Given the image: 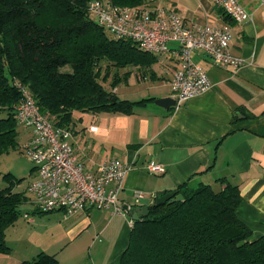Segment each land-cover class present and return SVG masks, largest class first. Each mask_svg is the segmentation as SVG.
Wrapping results in <instances>:
<instances>
[{"label":"crops","instance_id":"crops-1","mask_svg":"<svg viewBox=\"0 0 264 264\" xmlns=\"http://www.w3.org/2000/svg\"><path fill=\"white\" fill-rule=\"evenodd\" d=\"M167 1L189 21L198 22L201 7L206 14L215 12L209 22L230 27V51L242 57V64L217 66L208 55L193 52L192 59L206 70L210 87L165 108L154 100L171 96L170 80L178 62L172 53L157 55L158 60L146 70L131 67L146 87L122 94L114 89L122 99L153 100L136 104L130 112L74 111L69 140L87 169H95L106 158L132 165L118 192V202L124 207L148 209L170 198L182 185L210 184L221 189L225 182L217 179L225 178L239 188L236 213L250 228L249 239L264 236V6L241 0L251 16L236 22L225 20L211 0ZM31 136L32 131L28 140ZM148 161L164 165L165 171L147 172L143 166ZM36 175L35 169L33 179ZM135 191L143 192L137 201ZM32 198L27 192L21 207L26 204L28 209L21 212H28L33 220L20 215L7 229L10 250L0 252V264H20L39 252L55 255L58 264L120 263L129 242L132 209L113 214L109 209L87 207L65 216L62 209L38 210Z\"/></svg>","mask_w":264,"mask_h":264},{"label":"trees","instance_id":"trees-1","mask_svg":"<svg viewBox=\"0 0 264 264\" xmlns=\"http://www.w3.org/2000/svg\"><path fill=\"white\" fill-rule=\"evenodd\" d=\"M111 1L147 7L146 0ZM88 2L0 0V112H5L0 116V154L18 145L15 107L20 93L14 78L28 86L41 113L69 130L74 111L130 112L136 104L154 99L118 97L114 89L119 68L146 70L158 56L133 39L108 35ZM218 12L231 19L219 8ZM113 67L117 72L108 86ZM4 176L10 183L0 189L2 253L10 250L6 231L22 214L20 207L27 199V186L14 189L20 179ZM217 180L225 186L182 185L170 198L150 205L146 215L133 220L119 264H264V236L250 240V228L236 213L239 188L225 178ZM178 193L183 198L174 200ZM20 264H58V259L39 252Z\"/></svg>","mask_w":264,"mask_h":264},{"label":"built area","instance_id":"built-area-1","mask_svg":"<svg viewBox=\"0 0 264 264\" xmlns=\"http://www.w3.org/2000/svg\"><path fill=\"white\" fill-rule=\"evenodd\" d=\"M255 1L264 6V0ZM211 2L233 21L241 22L251 16L241 0ZM88 9L114 37L133 39L140 48L156 55L172 53L176 57L178 67L170 80L171 97L176 104L204 92L211 84L204 67L192 59L193 52L208 55L217 66L238 67L242 64V57L230 51L231 29L228 25L189 21L175 8L162 5L133 7L115 4L111 0H89ZM13 84L20 93L15 118L32 131L24 148L37 173L27 185V192L32 195L37 209H62L65 216L87 207L109 209L113 214L129 212L132 206L119 204L118 192L132 165L117 158H106L95 169L85 168L69 140L71 131L55 126L40 112L26 84L16 78ZM91 130L96 127L92 126ZM143 167L149 173L165 171L164 165L154 161L146 162ZM142 196V191L134 192L136 201ZM21 216L33 220L28 212Z\"/></svg>","mask_w":264,"mask_h":264},{"label":"rangeland","instance_id":"rangeland-1","mask_svg":"<svg viewBox=\"0 0 264 264\" xmlns=\"http://www.w3.org/2000/svg\"><path fill=\"white\" fill-rule=\"evenodd\" d=\"M199 0H197L198 2ZM209 2V0H206ZM196 2V3H197ZM167 0H146L144 3V6L147 7H153L156 5H162V6H168ZM196 3L194 6H196ZM205 7H201L198 10V13L196 14V18L199 21L203 22L206 19L213 20L215 16V12H210L207 14L205 13ZM211 23V22H209ZM108 35H110L108 32H106ZM106 63L103 62V65ZM127 75L126 73L129 72ZM115 72H117L116 68H111V75L107 80V85L110 86V83L113 81V76L115 75ZM118 77L120 79L119 82L116 84V89L120 94L124 92L125 90H135L138 88L146 87L147 84L144 82L140 83L138 82L136 75L134 71L131 70V67H122L118 70ZM127 76V81L124 80V76ZM148 83V82H147ZM5 112H0V116H4ZM16 132H17V141L18 145L16 148H12L9 151L0 154V189L4 188L9 185V180L4 176L5 174H9L12 179H20L19 182L15 183L14 189L15 190H23L28 183L33 179L35 168L33 165V162L31 161L29 154L27 153V150L24 148L25 144L27 143L29 133L31 132V129L25 127L24 125L18 123L16 126ZM20 209H28V206L25 204L23 207H20ZM24 213V212H23ZM22 217V216H21Z\"/></svg>","mask_w":264,"mask_h":264},{"label":"water","instance_id":"water-1","mask_svg":"<svg viewBox=\"0 0 264 264\" xmlns=\"http://www.w3.org/2000/svg\"><path fill=\"white\" fill-rule=\"evenodd\" d=\"M113 100H115V98H113ZM154 102L162 107H165V108H169L171 106H174L176 105V101L175 99H173L171 96H165V97H160V98H156L154 100ZM182 194L181 193H178L174 200H179V199H182ZM148 212V209L146 206H136L134 209H132L130 211V214L132 216V219L133 220H136L138 219L141 215H146Z\"/></svg>","mask_w":264,"mask_h":264}]
</instances>
